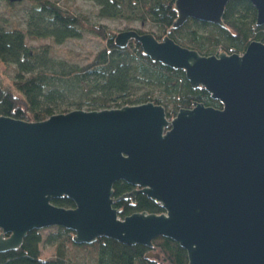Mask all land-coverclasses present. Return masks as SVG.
<instances>
[{
	"label": "water",
	"instance_id": "obj_1",
	"mask_svg": "<svg viewBox=\"0 0 264 264\" xmlns=\"http://www.w3.org/2000/svg\"><path fill=\"white\" fill-rule=\"evenodd\" d=\"M228 1L175 0L172 28L193 19L225 29ZM247 1L264 26V0ZM131 40L221 107L194 103L171 118L152 102L38 122L0 116V253L20 248L32 230L60 226L76 244H140L147 258H159L153 240L163 237L185 250L187 264H264V39L208 56L134 29L114 44ZM117 181L138 188L117 201L141 193L163 211L120 218ZM63 197L73 207L53 204Z\"/></svg>",
	"mask_w": 264,
	"mask_h": 264
},
{
	"label": "trees",
	"instance_id": "obj_2",
	"mask_svg": "<svg viewBox=\"0 0 264 264\" xmlns=\"http://www.w3.org/2000/svg\"><path fill=\"white\" fill-rule=\"evenodd\" d=\"M99 18L139 22L150 26L158 40L169 36L178 45L200 55L242 53L249 42L264 39V26H257L256 10L247 0H230L222 17L225 29L211 23L188 19L177 29L175 0H88ZM13 8L17 3L6 1ZM24 26L10 25L0 18V116L38 122L51 115L74 110H101L147 102L162 105L167 117L194 103L220 108L203 88L192 89L182 70L152 62L131 40L125 48L114 44L115 32L91 24L82 14L62 7L58 0H29ZM19 3V2H18ZM138 33L144 31L136 30ZM86 32L98 38L102 47L81 65L66 64L52 57L53 44L78 39ZM49 39L50 43L30 44ZM132 187L117 181L114 196ZM53 204L69 208L63 197ZM120 218L132 212L161 213V206L139 194L134 206L121 201L115 205ZM46 234L43 235V231ZM73 232L60 226L32 230L20 248L0 253V264H187V256L175 241L158 237L152 251L159 258H147L151 250L143 245H124L113 239L98 238L92 244H76ZM53 246L43 257L40 244Z\"/></svg>",
	"mask_w": 264,
	"mask_h": 264
},
{
	"label": "rangeland",
	"instance_id": "obj_3",
	"mask_svg": "<svg viewBox=\"0 0 264 264\" xmlns=\"http://www.w3.org/2000/svg\"><path fill=\"white\" fill-rule=\"evenodd\" d=\"M60 6L69 7L75 14H82L85 16L89 23L100 24L105 26L117 34L123 30L134 29L144 32L153 31V29L146 25H142L139 22L127 23L121 20L99 18L96 14V7L88 0H58ZM31 3L29 0H23L10 8L7 6L5 0H0V18L3 19V23L7 28L10 25H16L17 27L24 26V19L27 9ZM50 43L49 39L33 40L30 44H43ZM102 47V42L93 35L83 32L78 39H68L62 44H53L52 57L59 61H64L66 64L81 65L86 62L90 55ZM69 110H74L73 107H69ZM46 230L43 231V235L46 234ZM41 254L43 257H50L53 252V246L44 243L40 244Z\"/></svg>",
	"mask_w": 264,
	"mask_h": 264
},
{
	"label": "flooded vegetation",
	"instance_id": "obj_4",
	"mask_svg": "<svg viewBox=\"0 0 264 264\" xmlns=\"http://www.w3.org/2000/svg\"><path fill=\"white\" fill-rule=\"evenodd\" d=\"M113 185H114V184H113ZM131 187H132V188H131L130 190H127V191H125V192L119 194L118 196H114V190H113V194H112L113 204H112V206H113V208L117 209V210L119 211V213L121 212V210H120L119 208L115 207V205H116L117 203H119V202H121V201H125V202H129V205L134 206L137 196H138L139 194H141V193H137V194L133 197V199L119 200V201L116 200L119 196H121V195H123V194L129 193V192L134 191V190H138L137 187H133V186H131ZM142 195H144V194H142ZM148 199H149V198H148ZM137 212H142V211H137ZM146 212H147V211H146ZM119 213H118V214H119ZM132 213H134V212H132ZM132 213H131V214H132ZM128 215H130V214H128ZM126 216H127V215H126Z\"/></svg>",
	"mask_w": 264,
	"mask_h": 264
}]
</instances>
